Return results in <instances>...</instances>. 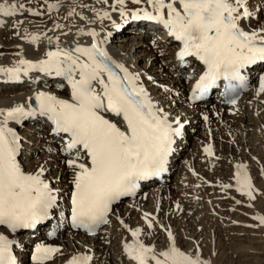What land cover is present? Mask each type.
I'll list each match as a JSON object with an SVG mask.
<instances>
[{"label":"snow or ice","instance_id":"obj_1","mask_svg":"<svg viewBox=\"0 0 264 264\" xmlns=\"http://www.w3.org/2000/svg\"><path fill=\"white\" fill-rule=\"evenodd\" d=\"M98 2L109 8L82 5L89 7L95 16L80 15L75 8L68 16L80 15V19L89 24L110 20L119 28L111 15L119 12L122 17L163 25L181 44L176 54L178 59L184 62L186 57H195L204 66L192 89L193 100L207 94L221 78L228 80L230 87L233 81L241 88L246 87L247 78L242 70L264 62V27L247 30L243 23L254 14L248 0ZM129 3L146 4L150 9L137 7L131 11ZM50 7L58 8L59 5ZM27 12L42 15L21 0H7L6 3L0 0V14L4 17L24 16ZM25 23V19L16 20L12 25L17 29L15 34L30 43H39L40 32L19 31ZM63 27L55 24L57 29ZM77 32L90 37L91 43L60 47V37L56 36L55 49L47 51L44 59H19L13 67H0V73H7L13 80L20 79L21 73L26 75L36 70L49 76H62L70 86L69 99L37 91L29 98L34 100L36 107L17 104L0 108V264H18L16 248L20 241L15 234L36 229L50 220L60 206L62 195V189L54 186L53 179L46 176L47 169L43 165L32 171L25 169L18 158L22 137L13 124L37 114L51 122V133L63 142L65 164L72 170L69 194L72 226L92 235H96L101 225L109 223V216L114 213L113 205L121 198L135 196L142 181L167 171L175 138L183 134L184 124L180 117L171 118L170 113L152 100L139 75L110 55L105 47L107 40L101 38L100 31L78 28ZM47 39L51 43L53 37L47 36ZM258 91L264 94V75L259 77ZM228 102L235 104L236 99L233 97ZM204 152L209 157L215 156L211 143L205 146ZM236 169L237 190L255 200L252 177L247 171H241L247 169V165L237 164ZM222 187L228 190L233 185ZM253 218L264 225V216ZM143 219L149 229L159 226L164 230L169 242L164 250L157 252L155 245L141 239L143 228L132 229L120 219L121 225L135 238L132 243L124 244L131 264H211L197 251L189 252L177 246L171 229L152 212H143ZM50 235L55 236V230ZM57 254H62L60 247L38 243L31 258L34 264H48ZM92 260L87 253H74L67 258L66 264H92Z\"/></svg>","mask_w":264,"mask_h":264},{"label":"bare ground","instance_id":"obj_2","mask_svg":"<svg viewBox=\"0 0 264 264\" xmlns=\"http://www.w3.org/2000/svg\"><path fill=\"white\" fill-rule=\"evenodd\" d=\"M2 2L6 3L7 0H2ZM24 3L42 15L34 16L31 12H27L24 16L17 14L15 17H4L0 14V21H2L0 23V67H13L19 59L32 61L44 59L47 51L55 49L56 36L60 37V47H74L77 43L88 45L91 43V38L79 35L77 29L96 28L101 32V38L107 40L105 47L110 55L118 62L125 64L130 71L139 75L140 82L147 89L154 102L170 113L171 118H175L183 112V119L180 118V120L184 124V129L183 134L175 138L174 152L169 157L168 169L164 173L166 180L167 176H174L173 189L176 188L174 190L164 189L165 186L162 182L154 179L142 182V189L139 192L142 193L141 197H138L139 194L116 204L114 213L109 216V223L101 225L96 235H89L87 232L74 229L68 221L72 170L65 164L67 157L62 150L63 142L51 133V122L46 117L37 114L24 119L20 124H13L22 136L21 156L18 158L22 161L25 169L32 171L39 165H43L47 169L46 176L53 179L54 186L62 189L60 206L54 213L55 218L45 222V227H42L41 230L40 225L36 229L23 230L29 235L33 234L35 236L33 239L27 234H15V238L20 241V245L16 248L20 264H34L31 257L35 245L38 243L58 245L62 249V254H57L54 258L55 261H50L48 264H66L67 258L74 253L91 255L93 257L92 264H131L124 251V244L126 242L132 243L135 238L128 229L121 225L120 219H123L125 224L132 229L143 228L145 231L141 235V239L145 242L148 241L147 236H151L149 237L151 241L147 244L155 245L157 252H159L166 248L169 239L167 238V243L164 244L158 239V233L166 232L159 226L157 229H149L144 224L143 212L153 211L160 222L169 227L174 223L177 216L174 201L180 202L184 206L186 225L190 226L191 222V225L195 224L194 230L183 228L184 230L182 229L180 232L178 229L173 232L176 236L177 246L182 250L197 251L198 254H201L202 247L200 246L203 245V239L200 238L202 234L197 227L201 222L194 223V220L202 217V220L208 221L209 228L213 231L214 228L219 229H217L218 236L219 233L220 235L223 233V237L230 240L231 246L228 254L236 255L237 262L243 261L245 258L243 253L241 254L239 251L240 247L237 250L234 245L237 244L235 242L243 239L245 232L234 229L241 224L238 219L232 220L233 218L227 217L230 216L227 213L230 211L240 213L243 211V207H250V203L247 202L249 201L247 195L238 191L237 186H235L234 176L237 171V164L247 165V169H241V171H247L251 177L250 164L254 167L258 166L256 170L261 174L258 176L264 179V94H260L258 91L259 77L264 75L262 72L264 71V62L252 65L249 70L251 90L243 93L235 104L226 101L222 85L213 89L200 100L192 101L194 81L202 67L194 57H186L184 62L178 59L176 54L180 50V45L169 33L167 34V29L163 25L155 21L136 20L131 16L122 17L119 12H112L111 15L112 20L120 25V29L115 27L110 20L97 21L96 24H89L87 21L81 20L80 15L90 18L95 16L89 7H82V5L94 6L96 9L107 10L109 8L108 5H101L98 0H34ZM109 3L114 4V0H109ZM248 3L254 14L243 23L247 26V30H259L264 27V0H248ZM52 4H57L59 7L51 8ZM137 7L150 9V6L146 4L136 6L129 3L128 5L131 11H135ZM73 8L80 15L68 16ZM17 19L26 20L19 31L22 33L25 30L31 33L40 32L41 41L33 44L19 38L15 34L17 29L12 26ZM56 23L62 24L64 27L57 29L55 28ZM154 26H157V31L151 32V34H154L152 39L155 43H159L158 47L149 46V33ZM44 33L53 37L51 43L47 36L43 35ZM63 33H68V35H63ZM156 33L158 34L156 35ZM117 34L121 35L118 42L116 44L111 43L110 40ZM137 50H139L140 55L135 57ZM157 52H160L164 58L160 59ZM186 67L188 69L184 70ZM31 72L34 74L30 77H25V74L21 73L20 78L25 77L22 81L11 79L7 73H0V108L13 107L17 104H23L26 108L36 107L29 98L34 97L37 91H47L63 99L70 98V86L64 77L49 76L36 70ZM34 83L36 85H33ZM162 91L166 92L167 95L171 94L170 97L175 101L174 105L171 104L170 99L165 101L164 97L161 98L158 95ZM223 109L224 113H222ZM175 111L178 112L174 114ZM205 116L208 117V124H210L209 120L213 124L218 138L217 144L221 146V148L217 147L218 153L221 152L222 156L226 155V157H221L224 164L222 169L225 172L221 175V180L215 184L196 179L199 176L194 174L195 171L193 170V167L196 168V166L202 168L203 161H205L203 156L205 152L202 153L204 151L202 148L205 146L200 148V144H204V140H210L206 136L208 130L205 132ZM224 116H226L227 124L224 121ZM221 120L222 123H220ZM23 124L26 125L23 126ZM208 127L210 128V125ZM23 129H26V132ZM229 131L232 132L233 136H241L239 142L242 147H239L240 145L231 146L229 142L225 141L227 140L225 135H231ZM220 138H222L221 141ZM212 141H215L213 136ZM182 158L183 160H181ZM188 167L189 173H184ZM200 172H202L201 169ZM217 174L216 176H219V173ZM190 179L195 180L193 181L196 183L193 185L195 189L192 188ZM224 184H232L233 187L225 190L222 187ZM210 187L217 188V193L216 191L209 193L208 191L212 190ZM167 190L168 192L164 195L163 191ZM255 195H258L257 190ZM164 203L168 206L165 207ZM151 204H153L152 210H150ZM215 208L219 211L218 213ZM158 209V214H155ZM241 214L243 213L241 212ZM54 230L55 235L58 236L55 239H53L54 236L50 235ZM21 238H24L25 242H22L23 239L21 240ZM200 239L201 241H199Z\"/></svg>","mask_w":264,"mask_h":264},{"label":"rangeland","instance_id":"obj_3","mask_svg":"<svg viewBox=\"0 0 264 264\" xmlns=\"http://www.w3.org/2000/svg\"><path fill=\"white\" fill-rule=\"evenodd\" d=\"M13 1L16 2V0H13ZM21 1L28 3L29 1H34V0H21ZM34 3L40 4L39 2H34ZM32 4H33V2H32ZM263 20H264V16H263ZM119 29H120V27H119ZM120 36L121 35H119V34L115 35L114 38L110 40L111 43H113V44L115 43L116 44V42H118V40H119L118 38ZM157 54H158L160 59L164 58V56H162V54L160 52H157ZM139 55H140V52H139V50H137V52H135V57H138ZM165 60H167V59H165ZM187 69H188L187 67L184 68V70H187ZM262 72L264 73V71H262ZM262 72H261V74H263ZM163 92L164 91H162L161 94L159 93L158 95H160L161 98L164 97L163 99L165 101H168L170 99L169 101L171 102L172 105H174L175 101L172 100V98L170 97L171 94L167 95L166 92H164V93ZM164 94L167 95V96H165ZM184 106H186V105H184ZM177 112L178 111H175L174 114H176ZM182 113H180L178 115L181 119H183L182 118L183 117ZM222 113H224V109L222 110ZM214 119L216 120V117ZM224 119H225L224 121L227 124L226 116H224ZM204 121H205V132L208 130L206 136H208V138H210V140L209 139L204 140L203 141L204 144H200L201 145L200 148L204 147V146H206V145H208L209 143L212 142L211 144L214 147L213 149H214V152H215L216 156H215V158L214 157H209V156L206 155V153H204V151H202V153H204L203 156L205 157V161H203V165L201 166L202 168H199L198 166H196V168H197L196 169V168L193 167V170L195 171L194 174H196V175L198 174V176H199L197 178L194 177V176L193 177L196 178V179H201V180H203V181H205L207 183H210V184L211 183L215 184V183H217L218 181L221 180V175L225 172V170L222 169L224 164H223V161L221 160V157H223V156L226 157V155L222 156L221 152L218 153V151H217V147L221 148V146H219V144H217L218 141H216V140H218V138H217V136L215 134V130H214L213 124L211 123L210 120H209L210 124H208V120L204 119ZM220 123H222V120H221ZM25 125L26 124H23V126H25ZM209 125H210L211 130L208 127ZM23 131L26 132V129H23ZM213 132H214V134H212ZM229 133L231 134L232 132L229 131ZM211 135L213 136V139H215V141H212V136ZM209 136H211V137H209ZM225 137L227 138V140H225V141L229 142L231 146L240 145V142H239L240 139H241L240 135L233 136L231 134L229 136L225 135ZM221 139L222 138H220L219 140L221 141ZM206 142H208V143H206ZM239 147H242V146L240 145ZM204 148H202V150ZM216 157H218V158H216ZM234 158H235V156H234ZM181 160H183V158ZM209 165H211V166H209ZM218 165H219L220 168L218 167ZM250 167H251L250 171L252 173V181H253L255 189L258 192V195L256 196L255 200H250L249 199V201H247L248 203H250L249 205H252L251 207H243V211H240V213H236V212H233V211H230V212L227 213L228 215H230V216H227V217H229L230 219L233 218L232 220H234L236 218V219L239 220V223L241 224V226L235 227L234 229H236V231H242L243 233L245 232L244 235H243V239L238 241V242H235L237 244L234 245L237 248V250L240 247L239 251H241L240 252L241 254L243 253V257L245 258L243 261L237 262L236 260L238 258L236 257V255L228 254L229 253L228 252L229 247L231 246V244H229L230 240L227 239L226 237H223V233H222V235H220V233H219V236H218V230H219L218 228H217L218 230L216 228H214V231H213L211 228H209L208 221L202 220V217L197 219L196 221L194 220V223L197 222V221L201 222V224L197 226L198 227V231L200 232V234H202V236H200V238L203 239V245H204V246L203 245L200 246V247H202L200 255H201L202 259H206V260L210 261L211 264H264V225H260L259 221L253 218V217H256V216H264V179H263V177L261 178V177L258 176L260 174V172L258 170H256V168L258 166L254 167V166H252V164H250ZM188 169H189V167L184 171V173H189ZM200 169H201L202 172H200ZM218 169H220V170H218ZM217 173H219V176H216V175H218ZM260 176H261V174H260ZM59 178H60V176H59ZM173 178H174V176H170V177L168 176L167 180H165L163 182V185L165 186L164 189L167 188L168 190H174L176 188V187H174V189H173V186H174V182H173L174 179ZM190 180L192 181V182L190 181L192 186L196 184V183L193 182L195 180H193V179H190ZM192 188L195 189L194 186ZM210 188L212 190H209L208 191L209 193H210V191L211 192L212 191H216V193H217V188H214V187H210ZM168 190L167 191H163L164 195L168 192ZM139 194L140 193H138L137 196ZM141 194L138 196L139 198L141 197ZM255 204H256V206H255ZM164 205H165V207L168 206L166 203H164ZM177 205H179L180 207L178 208ZM174 206H176L175 210H176V215L177 216L175 217V221L173 223L174 225L173 224L169 225V228L171 229V231L175 232L178 229V231L180 232V230H182L183 228L184 229L185 228H188V229L191 228V229L194 230L195 224L191 225L192 222L190 223V226L186 225L187 220L184 219L185 215H186L185 214V210H184V206H182L180 204V202H176V201H174ZM160 208H161V205H160V201H159V209ZM152 209H153V204H151V207H150V210H152ZM159 209L156 211L155 214H158L157 212L159 211ZM215 210L217 211V213L219 212L217 210V208H215ZM241 212L243 214H241ZM152 213L154 214L153 211H152ZM55 217L56 216H54V218ZM181 221H182V224H181ZM203 223L206 224V225H204ZM144 224L147 226L146 223H144ZM175 227H177V228H175ZM157 228H158V226L155 229H157ZM215 230H217V231H215ZM148 235H151V234H148ZM157 235H158L157 236L158 239L161 240L163 242V244L167 243V240L169 238L166 236L167 235L166 233H162L161 232V233H158ZM28 236L30 238H32L30 235H28ZM57 237L58 236H55L53 239H55ZM149 237H151V236H149ZM149 237L147 236V240L148 241H145L146 244L151 241ZM201 239L199 241H201ZM21 240H22V242H25L24 238H21ZM188 243H190V242H188ZM54 261H55V259H54Z\"/></svg>","mask_w":264,"mask_h":264}]
</instances>
